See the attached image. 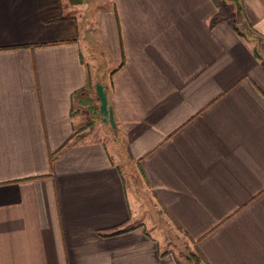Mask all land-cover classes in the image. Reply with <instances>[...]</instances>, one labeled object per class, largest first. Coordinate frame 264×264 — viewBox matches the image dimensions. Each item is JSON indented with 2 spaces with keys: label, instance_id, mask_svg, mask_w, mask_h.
Instances as JSON below:
<instances>
[{
  "label": "crops",
  "instance_id": "obj_1",
  "mask_svg": "<svg viewBox=\"0 0 264 264\" xmlns=\"http://www.w3.org/2000/svg\"><path fill=\"white\" fill-rule=\"evenodd\" d=\"M132 172L206 264H264V0H0V264H188Z\"/></svg>",
  "mask_w": 264,
  "mask_h": 264
},
{
  "label": "rangeland",
  "instance_id": "obj_2",
  "mask_svg": "<svg viewBox=\"0 0 264 264\" xmlns=\"http://www.w3.org/2000/svg\"><path fill=\"white\" fill-rule=\"evenodd\" d=\"M101 3L102 0H81V3L78 5L81 9H87L93 5L100 6ZM232 6L234 10H236L237 6L235 2L232 3ZM223 9L224 12L231 10L227 6ZM88 13L89 12L87 11V14ZM88 30H90L89 27ZM89 99L90 102L88 103L86 101L82 104H78L77 102L74 103V113L77 124L74 132L75 137L77 138H81L85 135H106L107 133V130L100 125L97 115L93 112V109L96 108L93 96L91 97V95H89ZM126 178L128 189L132 193L131 195L135 200L134 203L136 205L138 203L140 206H137L138 212L143 213L142 216L148 219L150 225H152L159 233L161 240L164 241L168 248L175 251V253L182 257L183 260L185 257L188 264H191V262L186 259V255L188 252H193L194 249L191 250V245L188 240L175 227V225L165 217L164 213L154 206L149 198V193L146 191L145 186L139 177V174L135 173L134 175L132 172V174L130 176L127 175ZM199 264L203 263L201 262Z\"/></svg>",
  "mask_w": 264,
  "mask_h": 264
},
{
  "label": "trees",
  "instance_id": "obj_3",
  "mask_svg": "<svg viewBox=\"0 0 264 264\" xmlns=\"http://www.w3.org/2000/svg\"><path fill=\"white\" fill-rule=\"evenodd\" d=\"M71 4H80L81 3V0H68ZM232 23V22H231ZM232 27L233 29L237 32L238 35H242V33L240 32V30L234 26L232 24ZM254 54L255 56L258 57V54H257V51L254 50ZM90 84H89V81L87 79L86 81V84L85 86L80 89V90H77L76 92L72 93L71 95V102H77L78 104H82L84 103V101H86L87 103L90 102V99H89V94H90ZM93 112L97 115V117H99L98 115V110L95 108L93 109ZM67 144H64L62 147H65ZM55 156H53L52 158H54ZM121 231H117L115 233H120ZM186 259L188 261L191 262V264H199V263H203V264H206L205 260H204V257L203 255L198 251V250H194L193 252H188V254L186 255Z\"/></svg>",
  "mask_w": 264,
  "mask_h": 264
}]
</instances>
